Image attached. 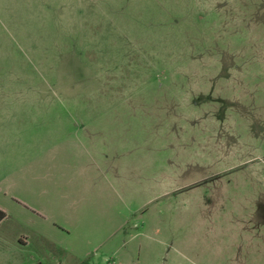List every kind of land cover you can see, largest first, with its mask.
Masks as SVG:
<instances>
[{
    "label": "crops",
    "instance_id": "obj_1",
    "mask_svg": "<svg viewBox=\"0 0 264 264\" xmlns=\"http://www.w3.org/2000/svg\"><path fill=\"white\" fill-rule=\"evenodd\" d=\"M74 3L44 0L34 37L0 16L8 27L0 33V187L12 192L18 182L27 222L75 255L73 238L98 247L108 241L102 232L117 238L131 222L123 245L147 242L151 264H246L264 255V33L196 66L155 42L150 77L122 79L142 63L140 52L123 64L133 46L114 60V93H77L62 66L46 65L54 72L46 77L37 60L84 55L70 27ZM78 63L85 88L96 72ZM193 69L199 77L188 81L166 75Z\"/></svg>",
    "mask_w": 264,
    "mask_h": 264
},
{
    "label": "rangeland",
    "instance_id": "obj_2",
    "mask_svg": "<svg viewBox=\"0 0 264 264\" xmlns=\"http://www.w3.org/2000/svg\"><path fill=\"white\" fill-rule=\"evenodd\" d=\"M43 1L0 0V16L8 18L11 30L12 26L16 30V25L24 24V31L29 37H34L35 29H40L38 24L41 23L37 8L43 5ZM53 1L59 3V0ZM74 1L70 27L75 33L76 47L86 48L84 55L57 56L59 60H56L54 54H48L37 56V60L38 63L44 62L41 65L43 70L47 68L46 65L55 68L62 66L65 69L64 75L74 77L77 93H114L113 91L119 87L116 88L112 82L116 81L113 79L121 72L115 70L116 58L120 56V52L122 54L127 49L129 52L133 46L134 53L125 54L122 57L123 64L131 61L140 52L142 63H135L129 73V70H126L122 79L150 77L146 69L149 66L148 49L155 42L157 48L161 47L162 43V48L166 50L178 47L176 53L184 54L183 59L181 55V63L196 66L200 61L212 57L206 53L220 52L227 50L228 47L243 50L244 42L247 40L241 36L264 33V0ZM35 14L38 18L34 17ZM7 30V24L0 23V33L5 34ZM46 46L50 47V43ZM106 51L112 55L107 56ZM196 55L199 58H195ZM80 59L93 65L96 72L94 76L85 78L87 80L85 88L79 82L83 78L81 71L75 70ZM110 61L114 62V65L110 64ZM172 63H178L176 58ZM38 72L44 78L42 71ZM43 72L49 73L46 77L54 75V72L48 70ZM176 73L173 70L166 72V75L186 81L199 77V70L194 69L182 71V76ZM138 88L142 90V87ZM3 178L4 175L0 173V181ZM5 186L7 184L0 187V209L4 210L8 217L0 224V264H60L64 259H67L68 264H118L116 252L125 264H151L148 262L147 242L142 246L133 243L123 245L124 237L133 234L132 222L122 228L121 232H117V238L116 235L113 236L114 232L111 230L102 232V235L108 237V241L98 247L97 244H88L80 237H75L68 243L76 255L65 252V248L55 246L43 237L41 225H31L27 222V216L20 207L19 183L11 184L12 192H7ZM137 217L138 214H134L131 220H137ZM45 233L60 240L59 234L48 231ZM81 233L94 238L101 232ZM246 264H264V255L250 257Z\"/></svg>",
    "mask_w": 264,
    "mask_h": 264
},
{
    "label": "trees",
    "instance_id": "obj_3",
    "mask_svg": "<svg viewBox=\"0 0 264 264\" xmlns=\"http://www.w3.org/2000/svg\"><path fill=\"white\" fill-rule=\"evenodd\" d=\"M7 217H8L7 213H6L4 210L0 209V223H1L4 219H6Z\"/></svg>",
    "mask_w": 264,
    "mask_h": 264
}]
</instances>
